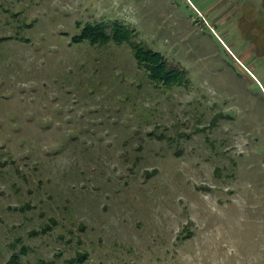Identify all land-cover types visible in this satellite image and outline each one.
I'll return each instance as SVG.
<instances>
[{
  "label": "rangeland",
  "instance_id": "rangeland-1",
  "mask_svg": "<svg viewBox=\"0 0 264 264\" xmlns=\"http://www.w3.org/2000/svg\"><path fill=\"white\" fill-rule=\"evenodd\" d=\"M115 20L183 82L73 39ZM14 252L264 264V0H0V264Z\"/></svg>",
  "mask_w": 264,
  "mask_h": 264
},
{
  "label": "trees",
  "instance_id": "trees-1",
  "mask_svg": "<svg viewBox=\"0 0 264 264\" xmlns=\"http://www.w3.org/2000/svg\"><path fill=\"white\" fill-rule=\"evenodd\" d=\"M111 29V33H108ZM135 29L129 27L119 20L112 22V28L108 23L98 22L87 24L73 39L76 41L90 40L92 44H104L110 39L115 43L121 44L127 42L132 47V52L137 61L143 63V67L148 72V77L155 83L162 85L173 86L183 82V73L169 65V62L164 54L155 51L143 43H133L136 38ZM182 79V81H181ZM22 254L24 251H21ZM5 264H21L20 253L14 252L11 254Z\"/></svg>",
  "mask_w": 264,
  "mask_h": 264
}]
</instances>
